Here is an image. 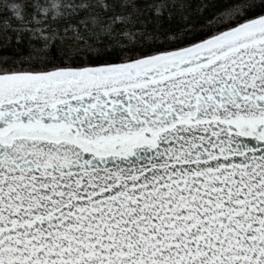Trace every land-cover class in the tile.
<instances>
[{
    "label": "snow or ice",
    "instance_id": "1",
    "mask_svg": "<svg viewBox=\"0 0 264 264\" xmlns=\"http://www.w3.org/2000/svg\"><path fill=\"white\" fill-rule=\"evenodd\" d=\"M0 264H264V0H0Z\"/></svg>",
    "mask_w": 264,
    "mask_h": 264
}]
</instances>
